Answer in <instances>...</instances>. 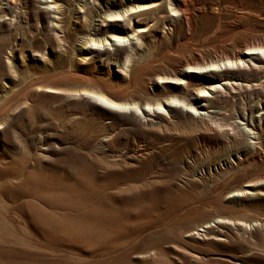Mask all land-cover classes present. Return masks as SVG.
<instances>
[{
	"label": "rangeland",
	"instance_id": "374dc122",
	"mask_svg": "<svg viewBox=\"0 0 264 264\" xmlns=\"http://www.w3.org/2000/svg\"><path fill=\"white\" fill-rule=\"evenodd\" d=\"M7 1L0 0V264H264V58L246 57L232 86L218 87L217 100L198 108L205 117L166 106L148 116L141 110L175 85H155V73H170L180 58L209 63L264 43V0H192L182 20L160 14L154 29L141 32L134 67L149 68L133 82L121 70L123 54L83 48L81 26L112 51L135 44L133 36L111 39L114 30L124 27L125 35L153 21L101 26L105 0H89L78 14L82 0H13L10 8ZM57 25L69 27V38ZM99 91L141 108L110 110L91 94ZM240 189L246 192L230 197ZM204 226L218 240L201 236Z\"/></svg>",
	"mask_w": 264,
	"mask_h": 264
},
{
	"label": "bare ground",
	"instance_id": "6f19581e",
	"mask_svg": "<svg viewBox=\"0 0 264 264\" xmlns=\"http://www.w3.org/2000/svg\"><path fill=\"white\" fill-rule=\"evenodd\" d=\"M13 0H8L7 3H6V6L7 8H10L12 7L11 6V2ZM53 1V0H52ZM63 1V0H62ZM83 1V4L81 6L78 7L77 9V14L80 13L81 9H85L86 6L89 4L90 5V1L89 0H82ZM96 0H92V3H94ZM142 0H126V2H122V1H112L110 2V0H105V3L104 5L100 8L102 13L99 15V19L98 21L101 23L100 25H104V23H108L110 21H117V20H121L123 21V26H128L130 28V26L132 25V23L134 22V20L137 18V20L135 22L137 23H148V21H153V24L152 26H150L149 28H140L139 31L138 29L135 30V27H131L133 28L130 29L131 32L128 34H124V31H126V28H117L116 30H114V33L112 32L110 34V37L111 39H115L117 41H123V40H130L132 39V36L133 38L135 39H132L135 41V44H132V43H129L127 44L126 46H123V44L125 45V43L122 44V46L120 44H118L116 46V48L112 51L109 50V48L105 47V44L103 42V39H100L97 38L95 35L94 37H91L92 35V31L90 30H87L81 26V29H83V32H86L87 35L84 36L83 38V41H82V46L84 48L85 45L87 44H97L98 46L94 49L97 53V55L102 56L103 54L107 55V57H111L112 55H115L116 57L119 56L120 54H123L124 55V61H121L123 62L122 63V66L121 67V70L124 72V78L125 79H128V81L130 82H133V81H136L137 79V76L140 72V70L145 66L148 67L147 65H140V66H137V67H134L135 66V58L134 56L135 55V51L139 48L142 50V48H140L141 46L143 47L142 43H141V38L142 37V34L141 32L144 33V31H148L149 29H154L157 25V22H159V17L161 18L162 16H160V14H163L164 12L165 13H170V15H174L177 14V20H182L181 18L185 16H189V7L192 5V0H160V3H156L154 1H151L149 0L148 3H142L141 2ZM35 2V1H34ZM59 3V2H58ZM97 3V2H96ZM52 4V3H51ZM54 10L59 12V14H62L63 12V8L61 5H58L57 2H54ZM13 5V4H12ZM32 5V3H31ZM16 6V5H15ZM47 6V5H46ZM52 7V6H51ZM91 7V6H90ZM89 7V8H90ZM88 9V8H87ZM1 10V9H0ZM37 10V9H36ZM74 10V9H73ZM87 11L89 12V10H85L86 13H83L81 18L84 17L85 20H84V24L86 23V14ZM263 11V10H262ZM0 12H3V10H1ZM53 13V12H52ZM173 13V14H171ZM28 14V13H27ZM159 14V16H158ZM191 14V13H190ZM72 15V14H71ZM57 17V16H56ZM71 17V16H69ZM260 17V16H259ZM77 20L79 19V17H75ZM109 18H112L110 20H108ZM163 18V17H162ZM263 18V17H262ZM38 19V17H37ZM36 19V20H37ZM66 19V18H64ZM54 20V19H53ZM57 20V19H56ZM71 20V19H70ZM159 20V21H158ZM83 21V19H82ZM36 22V21H35ZM38 22V20H37ZM68 22V21H67ZM81 22V21H80ZM187 22V21H186ZM56 23V22H55ZM53 21V24L56 25ZM70 23V22H69ZM82 23V22H81ZM189 23V22H188ZM58 24V23H57ZM88 24V23H87ZM89 25V24H88ZM99 25V27H100ZM151 25V24H150ZM65 26V25H64ZM63 25H57V26H54L56 29H58L59 31H61L63 33V37H68V34H69V31L70 29L64 27ZM85 26V25H84ZM178 26V25H177ZM189 26V25H188ZM192 26V25H191ZM182 27V25L180 26ZM219 27V26H217ZM238 27V26H237ZM88 28V27H87ZM183 28V27H182ZM195 28V27H194ZM76 29V27L74 28ZM95 29V27H93V30ZM171 29V28H170ZM162 30V29H161ZM194 30V29H193ZM55 31V30H54ZM97 31V30H96ZM138 31V32H137ZM160 31V30H159ZM182 31V30H181ZM196 31V30H195ZM56 32V31H55ZM191 32V31H190ZM189 32V33H190ZM61 33V34H62ZM77 33V32H76ZM80 33V32H79ZM187 33V32H186ZM215 33V32H214ZM181 34V33H180ZM183 34V33H182ZM192 34V33H191ZM57 35V33H56ZM77 35V34H76ZM79 35V34H78ZM103 35V34H102ZM131 35V36H130ZM257 35V34H255ZM83 36V35H81ZM167 36V35H166ZM180 37V36H178ZM61 38V37H60ZM59 38V40H60ZM185 38H188V37H185ZM192 38V37H191ZM194 38V37H193ZM165 39V38H164ZM184 39V37H183ZM202 39V38H201ZM62 40V39H61ZM64 40V38H63ZM114 40V41H115ZM169 40V39H168ZM194 40V39H193ZM210 40V39H209ZM257 40V39H256ZM66 41V40H65ZM105 43L108 44L107 40L104 39ZM176 41V40H174ZM262 41V40H261ZM264 41V40H263ZM130 42V41H129ZM188 42V41H187ZM211 42V41H209ZM257 42V41H256ZM260 42V41H259ZM203 43V42H202ZM229 43V42H228ZM253 43V42H252ZM258 43V42H257ZM64 44V43H63ZM89 44V45H90ZM111 44V43H110ZM116 44V43H115ZM179 44V43H178ZM190 44V43H189ZM199 44V43H198ZM212 44V43H211ZM66 45V44H65ZM72 45V44H71ZM114 45V44H113ZM184 45V44H183ZM195 45V43H194ZM201 45V44H200ZM204 45V44H203ZM219 45V44H218ZM244 45H247V44H244ZM100 46H103V48H101ZM145 46V45H144ZM191 46V45H190ZM236 46V45H235ZM238 46V45H237ZM64 47V46H63ZM150 47V46H149ZM185 47V45H184ZM189 47V46H188ZM192 47V46H191ZM243 47V46H242ZM82 48V47H81ZM82 48V49H83ZM146 48V47H145ZM148 48V47H147ZM167 48V47H165ZM176 48V47H175ZM178 48V51L181 49V47H177ZM183 48V47H182ZM212 48V47H211ZM61 49V48H59ZM80 49V48H79ZM150 49V48H149ZM155 49V48H154ZM186 49V48H185ZM195 48L191 49L193 51H196L194 50ZM231 49V48H230ZM67 50V49H66ZM65 49H63V51H66ZM129 50H133V53L129 54ZM145 50V49H144ZM148 50V49H147ZM183 50V49H182ZM189 50V49H188ZM207 50V49H206ZM215 50V49H214ZM227 50V49H225ZM232 50V49H231ZM62 51V49H61ZM87 51V49H86ZM153 51V50H152ZM163 51V49H162ZM204 51V49H203ZM209 51V50H208ZM144 52V51H143ZM148 52V51H147ZM151 52V51H150ZM161 52V51H160ZM177 52V51H176ZM189 52V51H188ZM224 52V51H223ZM222 52V53H223ZM229 52V51H228ZM64 53V52H63ZM149 53V52H148ZM152 53V52H151ZM167 51H166V55H167ZM178 53V52H177ZM180 53V52H179ZM190 53V52H189ZM193 53V52H192ZM202 53V52H201ZM233 53V52H232ZM240 54H238L237 56H226L225 58H221L219 59L218 61H212L211 62H207V63H198V61H191V62H185L184 63V60L182 61V59L180 58L181 61H177L175 64V66L173 67L172 71L170 73H162V74H159V73H155V80H158L155 82V85L156 83H160V84H163V83H166V82H169L171 81L170 83H173L175 85L167 88V90L164 91V93L162 94V98L163 100H157L153 105L146 102L144 104V108H141L136 102L134 101H127L125 99V97L127 98V96H122L123 94L121 95H117V94H111L109 93L111 89L108 93L106 92H102V91H99V93H91L92 95H94L96 97V99L98 100L99 103H106L105 105L107 106V108H109L110 110H114V111H117V112H127V111H136V110H141L143 111V114L146 116L148 115H151L153 114L155 111H158L162 108V106H166L169 108V110L171 111H176V113L180 112L182 113L183 115L184 114H188V116L190 115L191 117H194V116H201V117H205L204 115V112H198V108L199 107H202V106H206L207 103H212L213 99L216 97H214V93H216L220 88L218 87H228V86H232V78H230L231 74L234 75L237 73L236 72H240V69H241V72H243L242 70V65H245L246 67V60L245 58L246 57H249L251 58L250 56L256 54V55H259L261 58H264V43L261 42V44L259 45H247V46H244V50L242 49L240 52ZM66 54V53H65ZM76 54V53H75ZM143 54V53H141ZM150 54V53H149ZM156 54V53H154ZM187 54V53H186ZM191 54V53H190ZM199 54V53H198ZM211 54V53H210ZM209 54V55H210ZM213 54V53H212ZM84 53H82V57H83ZM92 55V54H91ZM122 55V56H123ZM162 55V54H161ZM175 55V54H174ZM192 55V54H191ZM203 55V54H202ZM216 55H217V52H216ZM88 56V55H87ZM150 56V55H149ZM177 56V55H176ZM176 56H175V59H176ZM213 56V55H212ZM106 57V58H107ZM137 57V56H136ZM158 57V56H157ZM171 56H169L170 58ZM185 57V55H184ZM183 57V58H184ZM194 57V56H193ZM207 57V56H205ZM219 57H223V56H219ZM75 58V57H74ZM115 58V57H113ZM112 58V59H113ZM145 58V57H144ZM154 58V57H153ZM79 56H78V60H79ZM150 59V58H149ZM152 59V57H151ZM159 59H162L161 57ZM157 59V60H154L153 63H157L159 62L160 60ZM164 59V58H163ZM167 59V58H166ZM173 59V57H172ZM186 59V58H185ZM192 59V58H191ZM202 59V58H201ZM213 59V58H212ZM258 59V58H257ZM81 60H84V58H82ZM80 60V61H81ZM111 60V59H110ZM178 60V59H177ZM188 60V59H187ZM208 60V59H207ZM72 61V60H71ZM109 61V60H108ZM117 61V60H116ZM168 61V60H167ZM171 61V60H170ZM210 61V60H209ZM21 62V61H20ZM65 62V61H64ZM79 62V61H78ZM103 62V61H102ZM120 62V61H119ZM148 62V61H147ZM70 63V62H69ZM108 63V62H107ZM153 63H150L153 65ZM169 64V62H167ZM252 63V62H251ZM254 63V62H253ZM51 64V63H50ZM58 64V63H57ZM109 64V63H108ZM120 64V63H119ZM138 64V63H137ZM145 64V63H144ZM162 64V63H161ZM172 63H170L171 65ZM47 65V64H45ZM66 65V64H65ZM71 65V64H70ZM150 65V66H152ZM157 65V64H156ZM155 65V66H156ZM163 65V64H162ZM161 65V67H162ZM256 64H254V67H255ZM58 66V65H57ZM112 66V65H111ZM257 66V65H256ZM65 67V66H64ZM107 67V66H106ZM154 68V66H152ZM158 67V66H156ZM160 67V69H161ZM164 67V65H163ZM166 67V66H165ZM250 67V66H249ZM41 68V67H40ZM59 68V67H58ZM62 68V67H61ZM74 68V67H73ZM117 68H118V65H117ZM120 68V66H119ZM149 68V67H148ZM147 68V69H148ZM43 69V68H42ZM63 69V68H62ZM168 69V68H167ZM248 69V68H247ZM48 70V69H47ZM119 70V69H118ZM145 70V69H144ZM153 70V69H152ZM166 70V69H165ZM165 70H163L165 72ZM249 70V69H248ZM254 70V69H253ZM65 71V70H64ZM120 71V70H119ZM146 71V70H145ZM154 71V70H153ZM151 71V72H153ZM169 71H170V68H169ZM33 72V71H32ZM50 72V71H49ZM56 72V71H55ZM157 72V71H156ZM160 72V71H159ZM168 72V71H167ZM247 72V71H246ZM43 73V72H42ZM52 73V72H51ZM61 73V72H60ZM144 73V72H143ZM146 73V72H145ZM245 73V72H244ZM243 73V74H244ZM49 74V73H48ZM62 74H64V72H62ZM120 74V73H119ZM147 74V73H146ZM153 74V73H152ZM150 74V76L152 75ZM242 73H238L237 76H240ZM44 75V74H43ZM55 75V74H54ZM58 75V74H57ZM73 75V74H72ZM71 75V76H72ZM154 75V74H153ZM49 76H52V75H49ZM74 76V75H73ZM76 76V75H75ZM91 76V75H90ZM221 77V76H225L224 78H222L223 83H217V80H215L216 78L215 77ZM243 76V75H242ZM54 77V76H53ZM58 77V76H57ZM70 77V76H69ZM68 77V78H69ZM143 77V76H142ZM145 77V76H144ZM154 77V76H153ZM46 78V77H45ZM59 78V77H58ZM57 78V79H58ZM61 78V77H60ZM63 78V77H62ZM61 78V79H62ZM72 78V77H70ZM76 78V77H75ZM80 78V77H79ZM152 79V77H150ZM149 78V79H150ZM236 78V77H235ZM246 78V77H245ZM47 79V78H46ZM53 79V78H52ZM83 80V78H81ZM147 79V77H146ZM43 80V79H42ZM49 80V79H48ZM64 81H66L65 79H63ZM69 80V79H68ZM89 80V79H88ZM153 80V79H152ZM246 80V79H245ZM56 81V80H55ZM60 81V80H59ZM92 81V80H91ZM101 81V80H100ZM138 81V80H137ZM145 81V80H144ZM148 81V80H146ZM53 82V80L51 81ZM95 82V80H94ZM107 82V81H106ZM129 82V84H130ZM151 82V81H150ZM28 83V82H27ZM57 83V82H56ZM103 83V82H101ZM108 83V82H107ZM139 83V82H138ZM143 83V81H142ZM147 83V82H145ZM263 83H264V79H263ZM116 84V82H115ZM126 84V83H125ZM137 84V82H136ZM159 84V85H160ZM236 84V83H235ZM259 84V83H258ZM262 84V83H261ZM36 85V84H35ZM48 85V84H47ZM98 85V84H97ZM112 85V84H111ZM135 85V84H134ZM133 85V87H134ZM245 85V84H244ZM263 85V84H262ZM107 86V84H106ZM120 86V85H119ZM240 86V85H239ZM40 87V86H39ZM53 87V86H52ZM96 87V86H95ZM99 87V86H98ZM101 87V86H100ZM109 87V86H108ZM107 87V88H108ZM116 87V86H115ZM234 87V85H233ZM242 87V86H241ZM240 87V88H241ZM43 88V87H41ZM103 88H106V87H103ZM111 88V87H110ZM109 88V89H110ZM125 88V87H124ZM130 88V87H129ZM128 88V89H129ZM231 88V87H229ZM239 88V87H238ZM100 90V88H98ZM117 89V88H116ZM119 89H123L122 87L119 88ZM127 89V90H128ZM137 89V88H136ZM139 89V88H138ZM137 89V90H138ZM142 89V87H141ZM146 89V88H145ZM262 89V88H261ZM118 90V89H117ZM125 90V89H124ZM130 90V89H129ZM132 90V89H131ZM232 91V89H229ZM234 90V89H233ZM22 91V90H21ZM50 91V90H49ZM121 91V90H120ZM119 91V92H120ZM123 91V90H122ZM122 91L120 93H122ZM143 91V90H141ZM148 91V90H147ZM230 91V92H231ZM116 92V91H115ZM118 92V91H117ZM133 92H134V89H133ZM136 92V91H135ZM144 92V91H143ZM209 92V93H208ZM55 93V92H54ZM113 93V92H112ZM125 93V92H124ZM132 93V91H131ZM140 93V92H139ZM146 93V92H144ZM148 94V93H147ZM13 95V94H12ZM133 95V94H132ZM131 95V96H132ZM145 95V94H144ZM154 95V94H153ZM6 96V95H5ZM136 97L137 96V93L135 94ZM147 96V95H146ZM161 96V94H160ZM13 97V96H12ZM130 97V96H129ZM133 97V96H132ZM10 97H8V100H9ZM135 98V97H134ZM143 98V97H142ZM154 98V97H153ZM159 98V97H158ZM199 98H202L204 99V103L202 104H199V101L198 99ZM130 99V98H129ZM145 99V98H143ZM150 99V98H149ZM156 99V98H155ZM2 100V99H1ZM5 100V99H4ZM217 100V99H216ZM260 100V99H259ZM20 103V102H19ZM3 104V103H1ZM5 104H7L5 102ZM15 104V103H14ZM141 104V103H140ZM215 105V103H213ZM212 104V105H213ZM214 110V109H213ZM109 111V110H108ZM203 111V110H202ZM47 112V111H46ZM139 112V111H138ZM141 112V111H140ZM216 112V111H215ZM214 112V113H215ZM157 113V112H156ZM7 114V113H6ZM122 114V113H121ZM120 114V115H121ZM126 114V113H125ZM133 113H131L132 115ZM142 114V113H141ZM162 114V113H161ZM166 114V113H165ZM197 114V115H195ZM207 114V113H206ZM216 114V113H215ZM218 114V113H217ZM43 115V114H42ZM49 115V114H48ZM127 115V114H126ZM126 115H124L126 117ZM174 115V114H173ZM211 115V114H209ZM244 116V115H243ZM10 117V116H9ZM46 117V116H45ZM122 117V116H121ZM131 117V116H129ZM167 117V116H166ZM178 117V115H177ZM262 117V116H261ZM176 118V117H175ZM180 118V117H179ZM11 119V118H10ZM203 119V118H202ZM214 119V117H213ZM252 119V118H251ZM9 120V119H8ZM73 120V119H71ZM88 120V119H87ZM166 120V119H165ZM195 120V119H194ZM200 120V119H198ZM209 120V119H208ZM49 121V120H48ZM189 121V120H188ZM203 121V120H202ZM212 121V120H211ZM214 121V120H213ZM221 121V120H220ZM259 121H260V118H259ZM139 122V121H138ZM169 122V121H168ZM200 122V121H199ZM206 122V121H205ZM218 122V121H217ZM251 122V121H250ZM248 121V123H250ZM164 124V122H162ZM88 124V123H87ZM160 124V123H159ZM228 124V123H227ZM258 124V123H257ZM154 125V124H153ZM152 125V127H153ZM174 125V124H173ZM255 125V124H254ZM253 125V126H254ZM90 126V125H89ZM151 126V125H150ZM162 126V125H161ZM207 126V125H206ZM259 126V125H258ZM155 127V126H154ZM222 127V126H221ZM137 128V127H136ZM219 128H220V125H219ZM254 128V127H253ZM152 129V128H151ZM163 130V129H162ZM202 130V129H201ZM213 130V129H212ZM229 130V129H228ZM233 130V129H232ZM241 130V134L242 133H245L246 135H249L252 130V126H251V129L250 128H242L240 129ZM100 131V130H99ZM173 131V130H172ZM223 131V130H222ZM221 131V132H222ZM224 132V131H223ZM231 132V131H229ZM250 132V133H249ZM227 133V132H226ZM249 133V134H248ZM231 134V133H230ZM240 134V135H241ZM227 135V134H226ZM257 135V134H256ZM69 136V135H68ZM76 136V135H75ZM234 136H236L234 134ZM79 137V135H78ZM239 137V136H238ZM236 138V137H235ZM249 141V139H247ZM248 144V143H247ZM251 146V145H250ZM256 146V145H255ZM258 146V145H257ZM248 147V146H247ZM253 147V146H252ZM263 177V176H262ZM261 178V177H260ZM245 180V179H244ZM257 180V179H256ZM263 180V179H262ZM254 181V179H253ZM261 181V180H259ZM256 182V181H255ZM238 184V183H237ZM252 184V182L250 183ZM244 185V184H243ZM248 185V184H247ZM246 186V185H245ZM235 188V187H234ZM233 188V189H234ZM226 190V189H224ZM219 191V190H218ZM252 191V189H251ZM246 192V190L244 189H240V190H236L234 192H231L230 193V197H233L235 198V196H240V195H243L244 193ZM217 199V198H216ZM246 201V200H245ZM184 207V206H183ZM227 210V209H226ZM218 220V219H217ZM221 221V220H220ZM220 221H217L218 224H222ZM226 222V221H225ZM178 223V222H177ZM224 223V222H223ZM212 224V223H211ZM257 224V223H256ZM227 225V224H225ZM246 225V224H245ZM221 226V225H220ZM224 226V224L222 225ZM250 226V225H249ZM248 226V227H249ZM262 226V225H261ZM213 227V226H212ZM245 227V226H244ZM247 227V226H246ZM204 228L208 229L207 231L204 229H201L202 231V234L201 236H206V235H213L214 238L211 237V239L213 240H218L217 238H219L220 234H216V233H209V228L210 226H204ZM250 228V227H249ZM219 229V228H218ZM246 229V228H244ZM176 232V231H175ZM224 232V231H223ZM200 233V232H199ZM222 233V232H221ZM226 233V231H225ZM196 233H191V235H195ZM222 235V234H221ZM226 235V234H225ZM227 235H229V233H227ZM235 235V234H234ZM199 236V234L197 235ZM237 236V235H236ZM240 237V236H239ZM229 238V237H228ZM235 238V237H234ZM233 238V239H234ZM236 239V238H235ZM234 239V240H235ZM233 240V241H234ZM240 240V239H238ZM237 240V241H238ZM232 242V240H231ZM262 244V243H261ZM264 244V243H263Z\"/></svg>",
	"mask_w": 264,
	"mask_h": 264
}]
</instances>
